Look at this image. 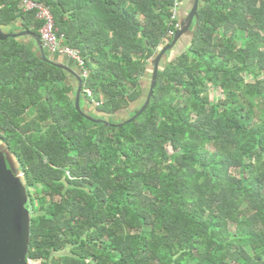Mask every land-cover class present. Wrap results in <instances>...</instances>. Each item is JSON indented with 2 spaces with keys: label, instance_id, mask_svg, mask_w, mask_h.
I'll list each match as a JSON object with an SVG mask.
<instances>
[{
  "label": "trees",
  "instance_id": "trees-1",
  "mask_svg": "<svg viewBox=\"0 0 264 264\" xmlns=\"http://www.w3.org/2000/svg\"><path fill=\"white\" fill-rule=\"evenodd\" d=\"M34 1L90 74L82 113L56 54L43 60L34 37L0 40V140L40 194L33 209L28 189V261L264 264V0H199L187 48L166 52L146 109L121 126L87 116L141 108L183 0ZM35 15L0 0L1 27L20 21L12 31L40 37ZM210 85L222 99L211 101ZM84 87L101 102L94 112Z\"/></svg>",
  "mask_w": 264,
  "mask_h": 264
},
{
  "label": "water",
  "instance_id": "water-1",
  "mask_svg": "<svg viewBox=\"0 0 264 264\" xmlns=\"http://www.w3.org/2000/svg\"><path fill=\"white\" fill-rule=\"evenodd\" d=\"M198 2L199 0H193L192 7L186 16L181 19L180 26L175 31L172 41L161 47L155 57L151 59L150 84L141 108L133 116L116 124H112L106 119H93L86 115L88 119L103 122L109 126H121L124 123L135 120L146 109L156 85L157 72L161 66L160 63L165 57L166 52L172 50L183 35H192L195 30V27L191 29V26L198 8ZM23 35L34 37L38 47V56H41L43 60H48L39 35L31 33L28 30L5 32L0 26V40H5L8 37L17 38ZM53 63L60 68L68 70L77 79L78 86L75 93V107L78 111L84 113L80 106L83 79L79 72L63 63ZM27 201L28 189L25 183L16 174L14 169L9 166L6 154L0 150V264H29L27 254L30 240V213L26 206Z\"/></svg>",
  "mask_w": 264,
  "mask_h": 264
},
{
  "label": "built area",
  "instance_id": "built-area-1",
  "mask_svg": "<svg viewBox=\"0 0 264 264\" xmlns=\"http://www.w3.org/2000/svg\"><path fill=\"white\" fill-rule=\"evenodd\" d=\"M18 1L23 11L34 10L36 11L35 17L38 20L44 21V24L39 29L40 40L44 49L50 52L51 54L66 56L71 60H73L80 68V72H81L80 76L82 77L84 82L85 79L89 77L90 71L85 66L84 59L81 56L79 50L70 47L64 43L65 42L64 34H59L58 30L55 28L53 16L50 10L43 4L34 0H18ZM179 10H180V3L177 1L175 3V7L173 10V17L179 14ZM83 91L84 93L87 94L88 97L91 98V102L93 106H99L101 104L100 101H96L95 99L92 98V90L90 88L84 87ZM28 263L37 264V261L29 259Z\"/></svg>",
  "mask_w": 264,
  "mask_h": 264
},
{
  "label": "rangeland",
  "instance_id": "rangeland-1",
  "mask_svg": "<svg viewBox=\"0 0 264 264\" xmlns=\"http://www.w3.org/2000/svg\"><path fill=\"white\" fill-rule=\"evenodd\" d=\"M192 3H193V0H183L182 4L180 5V11H179V15L182 18H184L186 16V14L189 12V9L192 7ZM190 34H185L183 35L180 40L178 41L177 45L174 47L173 50H171V53L169 55V57H173L175 56L176 54H179L181 53L183 50H185L189 44V41H190ZM25 37L22 36V40L24 39ZM25 40V39H24ZM157 54V53H156ZM168 56H165L163 58V60L161 61V66H164L167 64L168 62ZM151 70H152V65L150 67V70L148 72V75L146 78H144L145 80V83H144V95H143V98L144 96L147 94L148 92V88H149V84H150V75H151ZM244 79H245V82L246 83H252L253 80L247 76V75H244L243 76ZM208 96L209 98L211 99V101H217L218 99H222L223 98V94L221 92V90L217 87H214L213 85H210L209 89H208ZM145 100V99H143ZM140 105V102H137V103H134V104H131L130 106L126 107V108H123L122 110L114 113L113 115H105V119L107 120L110 116H113V119L112 120L113 122L114 121H120V120H126L127 118H129L130 116V113L133 112L135 109L138 108V106ZM87 108H89V110H87ZM87 108L83 107V109H85V111H93V109L95 108L93 105H90V106H87ZM94 112V111H93ZM0 146L3 147L7 154H8V158L11 162V165H12V168L14 169V171L16 172V174L21 178V179H24V176H23V173H22V170L20 169L19 167V163L17 161V159L15 158V156L8 150V148L6 147V145L0 140ZM167 150L169 153L172 152V149L170 146H167ZM213 150V149H212ZM29 191L31 192V196L33 197V200H32V208L35 209L38 207V196L40 195L34 188L30 187L28 188ZM35 212L33 211L32 214H34ZM70 253V248H67L66 251H60L58 252V254H64V253ZM37 261V264L40 263V260H35Z\"/></svg>",
  "mask_w": 264,
  "mask_h": 264
},
{
  "label": "crops",
  "instance_id": "crops-1",
  "mask_svg": "<svg viewBox=\"0 0 264 264\" xmlns=\"http://www.w3.org/2000/svg\"><path fill=\"white\" fill-rule=\"evenodd\" d=\"M20 25H21V22L20 21H16V22H14V23H12V24H10V25H6V26H2V28H3V30L5 31V32H19V31H21L20 29H15V30H13L12 31V29L14 28V27H16V26H19L20 27ZM23 37H25L23 40H24V42H26V43H28V42H30V40H31V36H23ZM37 45V44H36ZM33 49H36V46L33 48ZM53 55H55V54H53ZM52 55V56H53ZM54 58L57 60V62L58 63H63V64H65V65H67V66H69L70 68H72L73 69V67L74 66H76L77 68H78V66H77V64L75 63V62H73V60H71L70 58H68V57H66V56H61V55H58V54H56L55 56H54ZM72 61V62H71ZM73 70H75L76 71V69H73ZM80 74V73H79ZM85 106V108H87V106H86V103L84 104ZM85 110V109H84ZM87 110H89V108H87Z\"/></svg>",
  "mask_w": 264,
  "mask_h": 264
},
{
  "label": "flooded vegetation",
  "instance_id": "flooded-vegetation-1",
  "mask_svg": "<svg viewBox=\"0 0 264 264\" xmlns=\"http://www.w3.org/2000/svg\"><path fill=\"white\" fill-rule=\"evenodd\" d=\"M2 142H3V141H2ZM6 147H7V146H6ZM0 150L6 154L7 160H8V162H9V166L12 167L11 162H10V160H9V158H8V154H7L6 150H5L3 147H1V146H0Z\"/></svg>",
  "mask_w": 264,
  "mask_h": 264
}]
</instances>
